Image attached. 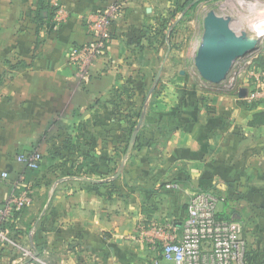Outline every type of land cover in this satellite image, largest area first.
<instances>
[{"label": "crops", "instance_id": "1", "mask_svg": "<svg viewBox=\"0 0 264 264\" xmlns=\"http://www.w3.org/2000/svg\"><path fill=\"white\" fill-rule=\"evenodd\" d=\"M58 1L65 19L47 18L38 33L28 15L36 0H0V207L26 187L45 199L39 225L69 264L73 255L87 264H174L142 232L159 226L181 240L190 198L217 189L219 213L242 222L264 264V122L252 124L264 102L250 108L239 93L171 77L170 49H155L147 33L161 0ZM115 1L123 10L111 41L81 79L70 49L91 40L88 15ZM141 106L138 139L115 176ZM28 151L43 155L33 180L16 161Z\"/></svg>", "mask_w": 264, "mask_h": 264}, {"label": "rangeland", "instance_id": "2", "mask_svg": "<svg viewBox=\"0 0 264 264\" xmlns=\"http://www.w3.org/2000/svg\"><path fill=\"white\" fill-rule=\"evenodd\" d=\"M182 1L161 0L156 3L151 15L156 17L158 22L155 23L156 26L149 24L147 27V29L149 28L147 33H153L155 49L162 50L164 55L170 49L169 61L167 60L168 63L166 61V66L168 70L172 69L167 70L168 74L171 77L174 75L175 78L189 79L190 82L196 84L198 90H213L222 94H234L241 86L245 87L248 82H252L254 80L253 72L264 69V0H195L193 3L197 2L195 7L190 4L185 9L179 5ZM209 11L228 18L236 33L248 38H260L257 49L239 58L225 80L218 84L204 80L195 65V58L202 43L204 19ZM167 38L169 43L165 40ZM163 63L164 58L155 61L154 74H157ZM259 102L261 104L264 100H259ZM30 154L31 151L19 153L16 156V161L25 166L24 161L19 160V156L28 157ZM3 177H8V174ZM33 177L34 174L31 180ZM22 189L6 196V200L4 199L1 203L0 215H2L3 209H6V201ZM45 202V199H36L33 193L32 203L22 209L24 211L20 210L22 213L18 218L21 216L22 218L18 224L17 219L15 220L18 228L5 227L7 238L16 241L17 245L13 246L6 241H0V264H69L71 262L68 256H64L66 252L63 248L58 249L52 246L49 232L43 230L41 224L39 225V214ZM11 217L3 216L2 227L6 225V222L14 221V219L11 220ZM43 219L42 221L45 220ZM44 225L48 226L47 220ZM20 244L31 249L30 252H34L35 256L31 257L33 254L25 255L18 247ZM58 250L60 256L57 255ZM77 257L73 255L75 264H87V262H82L81 257L78 259Z\"/></svg>", "mask_w": 264, "mask_h": 264}, {"label": "built area", "instance_id": "3", "mask_svg": "<svg viewBox=\"0 0 264 264\" xmlns=\"http://www.w3.org/2000/svg\"><path fill=\"white\" fill-rule=\"evenodd\" d=\"M51 4L55 9L54 18L57 21L64 20L66 8L58 0H51ZM122 10V3L115 1L88 15L91 40L83 45H73L69 52L70 62L77 65V74L81 79L89 77L96 60L106 51L113 36L112 27ZM253 74L254 80L245 85L248 93L244 99L247 103L264 100V69H258ZM41 157L40 152L33 151L28 157L19 156V160L24 161L27 169H37ZM7 174V171L3 172V176ZM32 201V189L27 187L6 201V209L0 215V241L17 245L16 241L7 238V230L1 225L3 216L13 217L15 212L24 209ZM219 204L220 198L214 191H199L189 200L181 240L167 235L159 226L144 230L140 239L148 240L153 247H161L164 259L174 264H248L244 226L238 220L220 217ZM18 247L25 255L35 256L34 252H30L31 249L21 244Z\"/></svg>", "mask_w": 264, "mask_h": 264}, {"label": "water", "instance_id": "4", "mask_svg": "<svg viewBox=\"0 0 264 264\" xmlns=\"http://www.w3.org/2000/svg\"><path fill=\"white\" fill-rule=\"evenodd\" d=\"M259 41V37L248 38L236 33L228 18L220 16L214 11H209L204 19L202 43L195 58L196 68L204 80L218 84L225 80L239 58L257 49ZM161 71L162 68L155 78V85L151 88L150 94L160 80ZM239 96L241 98L246 97L247 88L240 89ZM143 118L144 115L141 116L131 134L121 166L115 176H119L123 171L124 163L138 139Z\"/></svg>", "mask_w": 264, "mask_h": 264}, {"label": "trees", "instance_id": "5", "mask_svg": "<svg viewBox=\"0 0 264 264\" xmlns=\"http://www.w3.org/2000/svg\"><path fill=\"white\" fill-rule=\"evenodd\" d=\"M194 1L195 0H183L182 3H179V5H181V8H183V9H185L190 4H192V7H195L197 2L195 4H193ZM54 13H55V9H54L53 5L51 4V0H36L34 8L30 9V11L28 12V15L36 23L37 32L39 33L40 30L42 29L46 19L51 17V16L53 17ZM238 93L239 92L237 90L236 94H238ZM153 104H154V102L151 101L150 106H152ZM248 104H249L248 106L250 108H254V107L258 106L260 104V102L259 101H254V102L248 103ZM142 108L143 107L141 106L139 108V111L137 112V116H138L137 120H134V121L131 122L132 130H131V133L129 135V139L131 137L132 132L134 131L135 127L138 124V120H139V118H140V116L142 114ZM259 122H264V113L256 115V118L252 121V124H255V123L257 124ZM42 160H43V155L41 157V160L38 163V168L37 169H28L30 172H32L31 177L34 174V172L40 168ZM200 191H214L216 193V195H218L219 198H220V193L218 192L217 189H206V190H200ZM22 211H24V210H22ZM22 211L15 212L13 217L11 218V220L14 219V221L13 222L12 221L11 222H6V225L4 226V228L7 227V226H8V228H10V227L11 228H14V227L18 228L15 220L18 219V217H19V215H21ZM218 215L220 217H222V218H225V219H231L230 217H227V216H225L224 214H221V213H219ZM244 236L247 239V236L245 234V230H244ZM40 253H41V251H40ZM259 257H260L259 252L257 250H255V249L251 248L249 246V243H248V240H247L246 258H247L248 264H260V263L262 264L263 262H262V260L261 261L259 260Z\"/></svg>", "mask_w": 264, "mask_h": 264}]
</instances>
